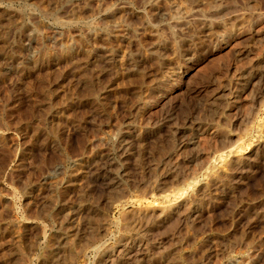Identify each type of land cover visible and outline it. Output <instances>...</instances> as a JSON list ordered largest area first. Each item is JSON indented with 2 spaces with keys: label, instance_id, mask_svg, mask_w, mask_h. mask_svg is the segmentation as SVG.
Listing matches in <instances>:
<instances>
[{
  "label": "rangeland",
  "instance_id": "rangeland-1",
  "mask_svg": "<svg viewBox=\"0 0 264 264\" xmlns=\"http://www.w3.org/2000/svg\"><path fill=\"white\" fill-rule=\"evenodd\" d=\"M0 264H264V0H0Z\"/></svg>",
  "mask_w": 264,
  "mask_h": 264
},
{
  "label": "bare ground",
  "instance_id": "bare-ground-1",
  "mask_svg": "<svg viewBox=\"0 0 264 264\" xmlns=\"http://www.w3.org/2000/svg\"><path fill=\"white\" fill-rule=\"evenodd\" d=\"M7 14V13H6ZM113 160V159H112ZM115 161V160H114ZM116 165V164H115ZM112 169V168H111ZM117 171V170H116Z\"/></svg>",
  "mask_w": 264,
  "mask_h": 264
}]
</instances>
